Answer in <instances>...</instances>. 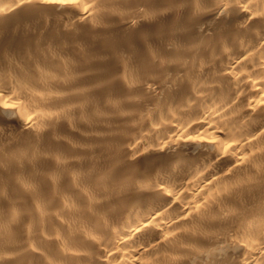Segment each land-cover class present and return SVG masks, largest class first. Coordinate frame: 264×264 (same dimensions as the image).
Instances as JSON below:
<instances>
[{"label":"bare ground","instance_id":"6f19581e","mask_svg":"<svg viewBox=\"0 0 264 264\" xmlns=\"http://www.w3.org/2000/svg\"><path fill=\"white\" fill-rule=\"evenodd\" d=\"M0 264H264V0H0Z\"/></svg>","mask_w":264,"mask_h":264}]
</instances>
